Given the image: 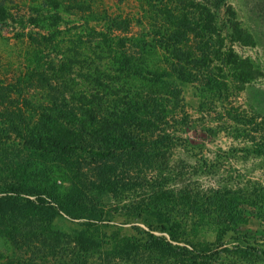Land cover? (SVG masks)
I'll list each match as a JSON object with an SVG mask.
<instances>
[{
    "label": "rangeland",
    "instance_id": "rangeland-1",
    "mask_svg": "<svg viewBox=\"0 0 264 264\" xmlns=\"http://www.w3.org/2000/svg\"><path fill=\"white\" fill-rule=\"evenodd\" d=\"M166 5L172 6L170 16ZM190 16L194 32L186 26ZM206 19L212 20L210 34L201 25ZM234 20L248 33V44L232 40ZM224 52L252 78H239ZM126 59L129 66L122 64ZM38 68H47L50 83L61 85L66 105L97 90L96 80L127 90V102L137 108L145 95L160 98L170 110L165 130L172 143L159 149L176 171L170 186L189 189L206 209L201 227H185L188 237L208 238L214 253L237 258L232 264H264V0H0L2 84ZM149 70L164 72L168 84L151 80ZM18 92L10 96L15 103L0 97V188L30 191L66 181L73 159L91 161L88 155L26 150L22 133L40 120L35 108H21V136L20 127L16 132L1 118L23 96L42 95L29 97L33 104L60 92ZM131 169L130 190L120 198L125 203L140 198L139 168ZM114 218L133 217L117 212ZM13 232V221L0 218V264L29 259L27 248L14 247ZM42 254L47 264L68 255L60 245L44 247ZM208 261L221 264L214 256Z\"/></svg>",
    "mask_w": 264,
    "mask_h": 264
},
{
    "label": "trees",
    "instance_id": "trees-1",
    "mask_svg": "<svg viewBox=\"0 0 264 264\" xmlns=\"http://www.w3.org/2000/svg\"><path fill=\"white\" fill-rule=\"evenodd\" d=\"M165 8L166 14L172 15V6ZM189 20L188 32L196 31L195 19L190 16ZM211 23L210 19L201 23L207 34L211 32ZM229 25L232 40L248 44V33L235 20ZM223 55L239 69V78L244 81L252 78L248 69L230 61L232 55L225 52ZM129 61L126 59L122 64L129 66ZM137 63V59L131 60V66ZM47 70L33 69L8 86L0 80V97L15 103L11 93L20 95L21 89L60 92L61 85L50 83ZM146 73L151 80L168 84L164 72ZM96 86L97 90L71 97L74 104L66 105L68 99L61 91L33 105L29 97L42 98L34 93L23 96L20 103L1 113L4 123L16 132L20 127L21 136V108L36 109L40 120L24 126L26 132L22 133L26 150L73 155L75 159L85 154L91 159L81 163L73 159L72 176L48 188L35 187L30 191L14 185L0 188V218L13 221L14 247L27 248L29 252V259L15 264H47L42 250L58 245L68 253L60 264H209L208 259L213 256L221 264L236 263L233 254L214 253L213 242L208 238L188 237L185 227H201L206 209L201 197L189 189L170 186L176 171L159 153L160 148L172 143L165 130L170 113L167 105L161 106L160 98L145 95L137 108L127 102V90L104 85L99 80ZM136 166L139 169L134 170L140 174L135 180L140 198L125 203L120 198L131 185V178L126 176ZM117 212L133 218L119 221L114 218ZM242 221L239 218L234 223ZM48 239L52 242L46 246Z\"/></svg>",
    "mask_w": 264,
    "mask_h": 264
}]
</instances>
